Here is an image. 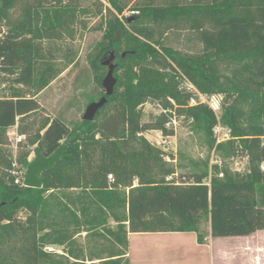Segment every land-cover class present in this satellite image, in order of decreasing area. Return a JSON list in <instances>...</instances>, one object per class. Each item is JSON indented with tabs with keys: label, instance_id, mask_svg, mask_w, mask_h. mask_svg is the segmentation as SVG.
Returning <instances> with one entry per match:
<instances>
[{
	"label": "trees",
	"instance_id": "16d2710c",
	"mask_svg": "<svg viewBox=\"0 0 264 264\" xmlns=\"http://www.w3.org/2000/svg\"><path fill=\"white\" fill-rule=\"evenodd\" d=\"M161 1L110 0L103 39L90 63L103 87L108 68L101 60L115 51L116 71L124 67L123 76L93 120L73 127L60 117L46 123L34 148L37 156L65 150L43 173V187L14 184L0 171V202H6L0 207V264H130V233L193 231L205 243V219L213 237L264 229V0ZM130 4L135 13L125 15ZM16 7L21 14L13 18ZM79 12L59 0L54 6L48 0H0V85L6 84L0 94V162L8 128L17 125L26 133L20 121L39 109L37 96L64 71L55 42L72 37L79 23L86 26ZM183 24L198 32L199 54L165 45L163 29ZM45 42L52 45L46 48ZM184 75L202 93L256 105L244 128L231 107L225 123L235 139L220 145L246 151V172L213 164L210 172L167 179L175 170L142 133L173 135L170 114L144 121L140 106L168 98L185 103L178 87ZM104 95L91 96L89 103ZM188 114L211 131L210 108L192 107Z\"/></svg>",
	"mask_w": 264,
	"mask_h": 264
},
{
	"label": "rangeland",
	"instance_id": "374dc122",
	"mask_svg": "<svg viewBox=\"0 0 264 264\" xmlns=\"http://www.w3.org/2000/svg\"><path fill=\"white\" fill-rule=\"evenodd\" d=\"M57 1L48 0V4L54 6ZM59 1L80 8L79 20L85 22L86 26L84 27V23H79L74 28L72 37L66 34L64 38L55 42L58 49L61 47L55 52L56 59L65 69L37 96L39 109L20 121L21 126L26 128V138L18 142V134L21 133L16 125L8 128L6 138L3 139L0 171L6 177L5 179L13 180V183L17 185H24L28 166L23 161L26 159L32 162L37 157L34 148L46 123L52 118L60 117L66 124L73 127L83 119L90 97L98 96L105 91L95 82V71L91 66L90 58L95 52L96 44L103 39L106 8L111 6L110 0ZM178 1L182 4L191 3V0ZM156 2L162 3L161 0ZM131 5L126 9L125 15H131ZM83 9H88L89 12H84ZM100 9L103 13L96 14ZM20 14L21 8L16 7L11 16L16 18ZM184 26L185 24L178 25L166 30L162 28L165 45L181 54H199L203 44L198 32ZM121 32V30L118 31L117 38L121 36ZM51 45L50 42L44 44L46 48ZM70 59L71 62L67 64ZM124 70V67L115 70L114 75L117 80L119 76H123ZM178 81L179 90L185 94V103L177 104L174 99L168 98L165 103L148 100L140 106L144 121H150L161 112L170 114L171 120L167 126L174 130L173 135L166 136L160 130H148L142 133L154 147L161 151L164 162L175 170L167 179L176 177L178 181H182L184 176L186 177L192 171L208 170L210 172L213 164L227 165L232 170L246 172L248 170L246 151L238 147L234 152L231 146L220 145L235 139L232 129L225 123L231 117V107L233 106L234 109L232 114L239 116L240 128H244L246 127L245 117L250 115L256 105L252 104L251 108L250 106L247 108L242 104H236L234 97L223 93L208 94V97L203 98V93L187 76L178 77ZM5 86L6 84L0 85V94L6 92ZM187 94L192 95L191 99L186 100ZM192 98H195V101H192ZM199 106L210 108L213 112L215 120L211 131L205 121L197 120L188 114L189 108ZM18 178L20 183L16 182ZM209 231L210 221L205 219L201 224V232L208 235Z\"/></svg>",
	"mask_w": 264,
	"mask_h": 264
},
{
	"label": "crops",
	"instance_id": "0c3cea01",
	"mask_svg": "<svg viewBox=\"0 0 264 264\" xmlns=\"http://www.w3.org/2000/svg\"><path fill=\"white\" fill-rule=\"evenodd\" d=\"M128 237L130 264H264V229L213 237L210 225L205 243L193 231L137 232Z\"/></svg>",
	"mask_w": 264,
	"mask_h": 264
},
{
	"label": "water",
	"instance_id": "95a60500",
	"mask_svg": "<svg viewBox=\"0 0 264 264\" xmlns=\"http://www.w3.org/2000/svg\"><path fill=\"white\" fill-rule=\"evenodd\" d=\"M125 55L126 52L123 53V56ZM115 59V51H111L110 54H107L102 58L101 64L107 66L108 68L106 76L102 80V86L105 89V95L98 100L88 103L83 115V119L93 120L97 112L107 103L108 96H111L114 93L115 86L117 84V78L115 77L114 72L119 65L117 62H115ZM64 150L65 146L59 148L50 156H45L42 154L38 155L32 162H30L25 173L24 186L42 188L45 181L43 173L55 166V164L62 157ZM5 204L6 202H0V207L4 206Z\"/></svg>",
	"mask_w": 264,
	"mask_h": 264
},
{
	"label": "built area",
	"instance_id": "2783aa9c",
	"mask_svg": "<svg viewBox=\"0 0 264 264\" xmlns=\"http://www.w3.org/2000/svg\"><path fill=\"white\" fill-rule=\"evenodd\" d=\"M135 11H131V14H134ZM202 97H208V94H205L203 93ZM192 101H195V98H192ZM26 138V135L25 134H18V142H21L23 139ZM17 183H20V179L18 178L16 180ZM49 250H53L54 248L53 247H48Z\"/></svg>",
	"mask_w": 264,
	"mask_h": 264
}]
</instances>
